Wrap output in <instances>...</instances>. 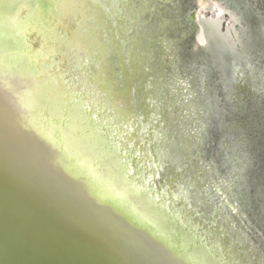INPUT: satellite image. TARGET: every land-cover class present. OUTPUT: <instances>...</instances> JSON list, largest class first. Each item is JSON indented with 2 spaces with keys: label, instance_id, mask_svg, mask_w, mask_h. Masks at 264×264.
<instances>
[{
  "label": "rangeland",
  "instance_id": "obj_1",
  "mask_svg": "<svg viewBox=\"0 0 264 264\" xmlns=\"http://www.w3.org/2000/svg\"><path fill=\"white\" fill-rule=\"evenodd\" d=\"M34 1L38 2V0H11L7 8L14 4L19 5L23 2L28 4ZM102 1H98L99 8H94V11L97 10L99 16L101 13L104 15L112 12L113 17H107L111 22L108 37H111L113 27L120 28L121 25H118L116 20L122 19L123 15H129L127 20L133 23L131 13L123 0H120V3L117 0L113 4L108 0L106 6ZM136 1L141 3V0H134L135 5ZM195 1L150 0L151 3L143 5L146 9L142 16H138L143 24L135 25L134 32L139 31L140 27L144 30L138 33L145 44V51L140 54L143 57L145 55L147 60V63L143 60L145 64L142 67L144 87L138 91L136 85L131 86L133 96H136L134 101L139 113L138 119L142 120L145 114L151 133L152 124L159 121L161 130L157 136L163 141L165 148L176 150L182 159L186 158L189 165L193 166L191 176L187 175L182 184L176 182L174 191L178 190L182 195L186 192L187 200L193 195L194 204L199 208L209 205L211 214L217 210L220 216L215 218L216 222L220 218V221L222 218L228 220L229 226L239 234L236 238L238 241L233 238L234 241L231 235L225 232L226 236L230 237L227 238L228 241H234L233 245L227 246V249L238 250L236 248L238 246L243 250L245 255L240 259L244 264H264V231L260 238L263 242L262 247L261 241L257 243L253 240V233L249 230L251 224L252 227L262 230L264 219V165L262 164L264 161V0H213L208 7L201 8L196 5L195 19H192L189 14L193 10L192 2L195 4ZM79 10L86 13L88 7L81 4ZM101 21L102 24L105 22ZM45 30L53 32V28L45 27ZM198 33H201L204 41L195 47L188 41L196 38ZM86 34L85 37L89 39ZM94 34L101 35L106 42V34L104 36L103 33ZM114 35L118 37L116 29ZM16 37L20 42L21 36L14 31L7 43H12L13 40L10 39ZM62 42L71 44L69 40ZM77 42L81 41L77 40ZM116 45L117 43L109 46V50ZM103 46L104 44L99 46L100 51L108 50V46ZM74 47L75 45L70 50L72 51ZM180 49L184 50L182 54L179 52ZM123 55L127 56L125 48ZM80 57L79 62L83 59V63L78 65V69L85 77L83 83L87 93L88 89L92 90L91 95L103 100L101 101L104 116L113 115L116 108H121V105L119 107L116 105L112 109L109 107L117 102L111 92L123 86V83L117 81L112 83V88L110 83L107 87L98 88L93 79V83L90 84L88 74L83 69V64L88 62L90 56L85 52L84 57ZM119 58L120 55L116 50L107 56L108 67L114 68L118 79L121 80V70L117 68ZM96 63L97 66L101 65V61ZM103 66L106 72L105 65H101L102 68ZM105 72L102 70V73ZM108 74L110 77H115L114 74ZM81 88L84 89L83 86ZM106 90L108 91L105 92ZM140 102L148 105L146 110L139 108ZM78 104L77 108L84 112L88 110L86 102L84 104L78 100ZM90 118L88 116L93 124L97 123L94 116L90 115ZM147 125L144 124V127ZM208 125L212 129L215 125L220 134L215 131L217 140H213L214 133L210 131L212 136H208L207 144L211 149L215 144L216 153L211 154L210 149L209 156L205 157L201 154L199 146L205 141ZM259 149L256 156L255 153ZM244 176L247 181L245 184H240ZM206 211L203 207L198 210V215L207 216L210 212ZM216 231L215 229L213 233L216 234ZM258 235L261 236V231ZM221 239L219 244L224 245ZM219 244L211 243L212 248L215 245L220 251ZM228 251H226L228 260L225 263L238 264L235 254H230ZM220 257V261L224 262L221 255Z\"/></svg>",
  "mask_w": 264,
  "mask_h": 264
},
{
  "label": "water",
  "instance_id": "obj_2",
  "mask_svg": "<svg viewBox=\"0 0 264 264\" xmlns=\"http://www.w3.org/2000/svg\"><path fill=\"white\" fill-rule=\"evenodd\" d=\"M136 2L137 4L135 5L134 0H123V3L127 4L128 11L131 13L133 25L135 21L136 26H141L143 23L139 20L138 16H142L146 9L144 6L151 2L150 0H145V4L144 0H141V3H139L140 1ZM25 3L26 2H23L19 5L14 4L6 10L0 5V21L9 23L8 29L9 26H12L11 30L13 32H18L23 39L20 47L16 49L15 52L7 55L9 57H4V55L0 56V91L2 92L0 93V119L3 123H0V264H146L140 261L138 256L131 255L128 252V247H124L116 238L110 237L108 233L101 231L98 226L96 227V209L103 212L104 205L105 208L108 207L107 203L105 204L106 199H108L110 204L113 202L112 204L114 206L116 198L108 197L106 195V190L105 196H103V198L100 197L102 191H104V187L105 189L108 187H100L99 181H97L96 185L93 182L92 176H90L91 172L89 169L94 171L96 175H99L103 172L105 166L108 165L110 175L112 169L116 176L117 174L119 176L122 175L113 165H109L110 154L108 152L107 154L105 152L102 158L96 159L97 153L94 151V146L103 150V148L107 149L106 144H103L104 146H100L98 143L90 144L93 146L89 150L84 148L83 140L79 137V132L81 131L85 134L88 130L93 132V124L88 119V116L85 115V112L77 108L81 102H79V104L77 102L71 104L70 100H68L69 92L67 91L69 90L66 87H64V89L60 86L61 77L57 74L64 65L60 59H62L61 57L65 60L68 59L67 57L69 54L66 55L57 50L53 55L59 56L52 59L50 65L41 63L42 59L40 57L37 56V58H35L33 56L36 54L33 53V50L37 49L38 40L30 36L27 31L26 34L20 33L13 25L11 20L12 14ZM102 3L106 6L108 0H103ZM192 3L193 10L190 12L189 16L195 19L196 4H194V2ZM29 4L30 2H28V5ZM34 4V13L42 14L44 10L46 12L49 8L54 10L57 6V0H38V2L34 1ZM95 5L98 7L99 4L95 2ZM116 22H119V20H116ZM77 24L83 34L79 37L80 40L85 37V33H89L87 28L92 26L96 28L95 31L98 34L103 33V36L106 34V39H108V41L117 39L114 32L115 29L117 31L118 28L113 27L111 30V38H108L107 33L109 32V28H104L103 25L100 26L96 20L95 26L93 16L88 17L83 13V19H79ZM9 30L0 31V35L8 36V33L11 36ZM143 31L142 27H140V30L131 34L130 37L132 38L133 36L134 38L135 35ZM145 32L148 34L147 30ZM51 33L53 34V32ZM60 35L65 37L64 34ZM49 36L50 38L53 37L52 35ZM67 37L70 38V35L67 34ZM188 42L198 47L195 37ZM81 43V48L90 56L88 57L89 63L86 62L83 64V69L86 70L88 74V81L90 84L93 83L94 79L98 88L107 87L110 81L109 78H112L114 83L117 81L123 83L122 89L128 90L130 88L131 84L126 82L128 69L126 73L124 66L122 67L121 58H119V62L117 63V68L121 70L120 76L122 77V79L119 80L114 68H110V72L114 74L115 77H110L109 74L104 71V66L103 68L101 67L103 64L108 65L105 50L100 51L99 49L101 44L96 46L93 40V45H83L85 39H83ZM103 44L105 46L106 42L104 41ZM144 51L145 50H143V52ZM181 51H179L180 54L184 52V50ZM92 58H95V60ZM143 60L147 62L145 55ZM97 61H101L100 66H97ZM130 61L131 59L129 58V61H127L128 65ZM43 69H50L53 71V76L56 81L53 88L49 89L50 86H46L44 92L41 90L47 82L40 78V76L43 75ZM215 69L213 70L214 72L217 70ZM102 70L105 73H102ZM2 73L6 76H3ZM32 75L34 77L33 79L37 80L39 86L32 80L28 81ZM130 75H133V70L130 71ZM129 77L131 78V76ZM140 88L139 86L138 91H140ZM35 89L36 92L32 93L31 91ZM7 90H10V92L7 93ZM26 93L34 96L35 102L30 108H26L22 102L27 97ZM74 93L76 94L77 91H74ZM8 95H12V98H8ZM51 96H53V101L51 100ZM80 97L81 100H84L83 97L85 96ZM74 103L77 105H74ZM83 103L85 104L84 101ZM10 105L14 106L13 110L9 112L5 111L4 108ZM146 106L148 107V105ZM146 106L142 109L143 111L147 109ZM117 107H119V104ZM71 109L77 110L75 125L79 132L72 133L70 130L65 131L66 141L69 144L72 143L73 148H77V153H80L83 159L85 152L86 160H83L81 157H77L73 160L67 157L65 161L63 160L64 148L61 144V134L58 137V130H64L67 124L63 122V119H66V112H69ZM83 118L85 120L81 121ZM140 121L143 126L144 124H148L145 114ZM113 123V127H116L118 130V126L120 127V125L115 122ZM209 127L210 125H208V133H206V138L204 137V143L199 146L201 154L205 157L209 156L208 150L211 149L207 144L208 136L212 135L210 131L213 133L217 131V133L220 134L215 125L213 129ZM212 137L214 140H217L215 133ZM19 139L35 141L36 143L31 144L41 146V152H46L47 158H49L47 161L51 163L49 164L50 166H48L45 161H42L44 166L48 170H57L54 174L56 176L61 175L62 180H64L66 176L72 177L77 184V188L82 192H76L77 190H75L74 187L72 188V184H66L71 187L82 200L79 199L78 196H74L69 187L64 188L53 176L45 172L37 161L32 160V155L29 151L17 145V140ZM100 141L103 143L101 137ZM258 141L257 139L256 142ZM160 146L159 144V147ZM109 149H111L112 152V147ZM163 149L166 157L165 163L168 164V168L166 169L168 176L165 178V183L170 182L173 185L178 182V179L179 181H184L187 175L191 176L193 166L189 165L186 158L183 157L182 159L178 154L179 152L174 149L168 150V148L165 149V147H163ZM259 151L260 149L255 153L256 156H258ZM210 153H216L215 144L212 145ZM24 154L28 156L22 157ZM70 154L72 153L70 152ZM201 154H199V156ZM262 164L264 165V161ZM66 167L73 169L63 172V169ZM246 174L247 171L245 172V175ZM73 175L77 177L75 178ZM246 181V177L244 176L240 184H245ZM172 187L173 186H171V189ZM165 192H167V190ZM187 198L188 196H185L184 199H182L183 202H185V207ZM193 199V195L191 199H188L190 206L189 209H184L185 212L182 207L179 212L178 209H175L176 213L174 211L171 212V209L168 207L164 208V211L162 208L157 210V212L164 216L163 218L166 220L167 224H176L179 229V237L175 238V240L176 244L180 245V250H178L174 256L182 264H219L212 251L214 248L209 244L211 240L219 244V236H214L213 232L215 229H213L214 227L208 224V222L211 221V216L216 218L219 217L220 214L217 213V210L213 211L214 213L211 214L212 210L209 209V206H205L204 204V206H200V208L198 206L196 209ZM85 202L88 204L87 206ZM177 206L178 204H175L173 208H177ZM203 207H206V212L208 213L211 210L209 213L210 216L209 214L207 216L198 215V210ZM217 222L222 226L223 230L231 235V238H235L236 235L239 234L229 226L227 219L222 218V221L219 220ZM252 226L251 224L249 230L253 233V240L258 243L263 236L264 219L262 226L260 225L262 230ZM259 231H261V236L258 235ZM211 235L215 238H210ZM185 239H187L188 244H185ZM158 241L157 239V242ZM229 243L232 245V241ZM219 245L222 251V260L226 262L228 258L226 251H228V249L225 245ZM260 245L263 247L262 241ZM231 250L233 249L231 248ZM224 262H220V264H224Z\"/></svg>",
  "mask_w": 264,
  "mask_h": 264
},
{
  "label": "bare ground",
  "instance_id": "obj_3",
  "mask_svg": "<svg viewBox=\"0 0 264 264\" xmlns=\"http://www.w3.org/2000/svg\"><path fill=\"white\" fill-rule=\"evenodd\" d=\"M10 1L11 0H2L0 2V5H2L3 8H7ZM98 1L99 0H57V6L55 7L54 10L52 8H49L48 10H46V12L44 10L42 14L34 13L35 12V10L33 9L35 7L34 2L33 3L30 2L29 5L25 3L22 6H20L15 11V13H13L14 15L12 16L11 20L13 22V25L17 28V30L20 33L26 34L27 31L28 34H30V36L38 40L36 46L37 49L33 50V53L36 54L33 56L35 58H37V56L40 57L42 59L41 63L50 65V61L56 58L57 56H59V55L57 56L53 55L57 50L63 52L66 55L69 54L70 57L68 56L67 57L68 59L65 60L63 57H61L62 59H60L64 64L61 70H59L57 74L58 76L61 77L60 86L62 88L66 87L69 90L67 91L69 92L68 100H70L71 104H73V102L78 103V100L82 102L83 101L86 102L87 103L86 106L89 109L85 112V114L87 116L90 115L94 116L95 121L97 122L93 124V122L90 121L93 124L92 125L93 132L88 130L87 133L85 134L83 131L79 132L77 126L75 125L77 110L71 109L69 112H66V119H63V122L67 124L65 126L67 128L64 127L63 131L58 130V137L61 134L60 137L61 144L62 147L64 148L63 160L65 161L67 157L71 158L72 160L77 157H81L80 153H77L76 151L77 148L76 147L73 148L72 143L69 144L66 141V136H65V131L67 130L72 131V133L79 132V137L83 140L82 142L84 144V148L90 150L93 146V145L91 146L90 144L98 143L100 144V146H104L103 144H106L108 150L106 148H103V150H101L98 149L96 146H94V151L97 153L96 159L102 158L105 155V152L106 154L108 152L110 154L109 165H113V167L119 170L122 175L119 176L117 174L116 176V174L113 172V169L110 175V170L108 165L105 166L103 172L100 173L99 175H96L94 171L89 169L91 172L90 176H92L93 182L96 185H97V181H99L100 187L101 186L108 187L106 189L104 187V191H102L100 197L103 198V196H105V190H106V195L108 197L114 199L116 198L114 202V206L112 204L113 202H111L110 204L108 199H106L105 204L107 203L108 207L105 208L104 205L103 212H100L99 210L96 209V213H95L97 215L95 217L96 227L98 226V228L101 231L108 233L110 237L116 238L119 243L124 245V247L126 248L128 247L129 249L128 252L131 255L138 256L139 257L138 259L143 263L182 264L174 256V254L177 253L178 250H180L179 248L180 245L176 244V240H175V238L179 237L178 235L179 229L176 226V224L173 223L167 224L166 220L163 218L164 216H162L159 212H157V210H160V208H162V210L164 211V208L168 207L171 209V212L173 211L175 212V209H178L179 212L181 207L184 211V209L185 210L189 209L190 205H189V201L186 200V207H185L184 205L185 202H183L182 200L186 196L185 195L186 192L182 195L181 193L178 192V190L177 192L174 191L175 183L173 185L170 182L165 183V178L168 176L166 171V169L168 168L167 167L168 164L165 163L166 157L163 149V147H165V144L157 136V134H159L161 130V128L159 127V121H157L156 124L154 123L152 124L151 127L152 133H151L150 124L148 123V125L144 127L143 124H141V121L138 119L139 113H138V109L135 107V101H134V98L136 96L135 95L133 96L131 86L136 85L137 90L139 89L138 86L141 87L140 90L143 89L142 67L144 66L145 63L143 62V55L141 56L140 53L143 50H145V44L142 40V37L139 34L135 35L134 38L133 36L132 38L130 37L131 34H134L136 32V31L134 32V30H136L135 27L136 22H134L133 25V23H131L130 20H127L129 19L128 18L129 15H125V16L123 15L122 16L123 18L120 19L118 22L119 23L118 25L121 26L120 28L117 27L119 29V31L118 29L116 31L118 32L117 39L116 40L111 39V41H108V39H106V46H108V50H105L106 57L109 54H112V51L114 50L118 51V54L120 55V58L122 60V67L124 66L126 73L128 69V76L126 82H128V84L129 83L131 84L130 88L126 91L122 89V86H120V88H117V90L111 92V95L114 96L117 102L114 105H109V107L112 109L118 104L121 105V108H116L113 115L104 116L102 112L103 100L101 98L100 99L96 98V96L94 95H91L92 90H89L88 88L87 89L90 93L89 92L87 93L83 83L85 77H83V75L80 74L81 70L78 69V65H81V63H83V59L82 62H79V57L83 55L82 57H80L83 58L85 54V51L81 48L82 43L77 42V40H80L79 39L80 34H82V32L80 31L81 29H79V25L77 24V21L79 19H83V12L79 10V6L81 4H84L86 7H88V10L85 14L88 17L93 16V18H95L96 20L98 19L96 22L100 24V26L102 25L104 26L107 24V26H104V28L111 27V22L107 20V17H113L112 12H109L108 14H104V15L103 13H101L99 16L97 14V10L94 11V8L97 7V5H95V2L98 3ZM109 1L112 2V4L114 2H117V0H109ZM212 2L213 0H196L195 4L198 5V7L202 8V7H208ZM81 9L83 10L82 7ZM119 13H121V11ZM50 15L54 16V18ZM76 16H77V20H76ZM101 20H104L105 22L102 24ZM4 23L6 22L0 21V31H2L3 29L4 30L10 29V28L8 29L9 23H6V25ZM9 27H11L12 29V26ZM45 27H49V29L53 28V34L51 33V30H45ZM92 28L94 27L92 26L88 28L89 33H87L86 36H89V39L87 37H84L83 39H85V43L83 45L85 44L88 46H90L91 44L93 45L92 43L93 40L95 41V45L98 44L103 45L102 41H104L105 38L102 37L101 35L96 36L94 34L96 33L95 28L94 29ZM11 29L9 31L12 34L13 31ZM60 34H64L65 37H63ZM67 34L70 35V38L67 37ZM108 34L109 33H107V36ZM7 35L8 36L0 35V56L4 55V57H9L7 55L15 52V50L18 49L22 44L21 41L23 42L22 38L21 41L19 42V39L16 37L10 39L13 40L12 43H7V40L10 38V35L8 33ZM49 35H52L53 37L50 38ZM47 39L49 40L47 41ZM66 39L69 40V42L71 41V44L67 42L65 43L62 42V40L67 41ZM83 39H81L80 41H83ZM203 41L204 38L202 37L201 33H198L196 36V42H197L196 44L201 45ZM115 43H117L116 47H112L109 50V46H113ZM74 45L75 47L71 51L70 49ZM124 48L126 49L127 56L123 55ZM129 58L131 59V61L128 65L126 61H129ZM153 58L154 57L152 56V59ZM105 68H106V72L111 74L108 65H105ZM131 70H133V75H130ZM42 73L43 75L40 76V78L47 82V84H45L41 90L42 92H44L46 86H50L49 89L53 88L55 86L56 81H55V77L53 76V71H51L50 69L47 70L43 69ZM3 76L6 75L3 74ZM129 76H131V78ZM33 78L34 77L32 75L31 78L28 79V81L32 80L33 82H35L37 86H39V84H37V80ZM113 82L114 81L112 80L109 81L111 88ZM82 86L84 89L81 88ZM74 91H77V93L75 94ZM107 91L108 90H106L105 92ZM8 92H10V90H7V93ZM31 92L35 93L36 89L32 90ZM0 93L2 92L0 91ZM26 95H27L26 99L23 100L22 102L26 108H30L35 102L34 96L29 93H26ZM80 96H85L83 97L84 100L83 99L81 100ZM8 98H12V95H8ZM51 100L53 101V96H51ZM75 104L76 103H74V105ZM138 105L140 106V107L138 106L140 109L141 108L144 109L146 106L144 102L143 103L140 102L138 103ZM13 108L14 106L10 105V106H6L4 109L5 111L9 112L10 110H13ZM84 120L85 119L83 118L81 121ZM113 122L118 123V125H120V127L118 126V130L116 127L115 128L113 127L114 124ZM0 123L3 124L1 119H0ZM181 132L183 131L181 130ZM94 136L96 138L98 137L99 138L96 139ZM100 137L102 138L103 143H101ZM165 140H167L166 137ZM17 143H18L17 145H20L21 147L29 151V153L32 155L31 159L37 161L41 165L42 169H44L45 172H47L49 175L53 176L58 182H60L59 184H61L64 188L69 187L66 184L69 183L72 184V188L74 187V189L77 190L76 192L79 191L82 192L79 188H77V184L72 177L66 176V178L62 180L61 175L56 176L54 174L55 171L57 170L55 169H53L54 171L50 169L48 170L44 166L42 161H45L48 166H50L49 164L51 163L47 161V159L49 158H47L46 152L44 153L41 152V146H36L34 144H31V143H36L35 141H29L27 139H23V140L19 139L17 140ZM159 144L161 145L160 147ZM111 147H112V152L111 149H109ZM70 152L72 154H70ZM27 156L28 155L24 154L22 157H27ZM81 158L83 159V157ZM84 159L86 160L85 152H84ZM72 169L73 168L66 167L63 169V172ZM73 176L75 178L77 177L76 175ZM178 183L182 184L183 180L179 181L178 179ZM187 183H189V181H187ZM170 185L173 186L172 189ZM69 188L74 196H78V198L82 200V198L71 187ZM166 190L167 192H165ZM199 194H202V192H200ZM202 198H204V196ZM200 200H201V196H200ZM199 202L201 201H198V203ZM175 204L176 205L178 204L177 208H173ZM85 205L87 206L88 204L85 202ZM194 206L195 208L198 207L196 204H194ZM214 218L215 217L211 216V221L208 222V224L214 227L213 229L217 230L214 236L216 237L219 236V241L222 238L221 241L226 247L231 245L228 241L230 237H226V233H225L226 231L223 230L222 226L218 222H216ZM214 236L211 235L210 238L214 239L215 238ZM235 238H237V235ZM157 239L159 240L158 242ZM235 240L238 241V239ZM212 242L213 240H211L209 244L211 245ZM213 243L217 244V242H213ZM185 244H188L187 239H185ZM236 248L238 250H229L228 253L235 254L234 255L236 258L235 260L238 259V264H244L240 258L241 256L245 255V253H243V250H240L238 246H236ZM212 251L215 254V259L219 260V264L220 262L223 263L222 261H220L221 258L220 255L222 254V251L217 250V247H215V245H214V250ZM224 264H228V263L224 262Z\"/></svg>",
  "mask_w": 264,
  "mask_h": 264
}]
</instances>
